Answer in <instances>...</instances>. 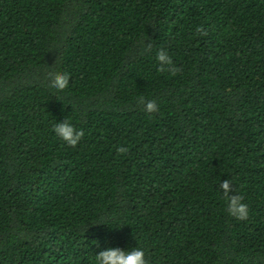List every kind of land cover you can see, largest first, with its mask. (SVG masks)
<instances>
[{
	"label": "trees",
	"instance_id": "trees-1",
	"mask_svg": "<svg viewBox=\"0 0 264 264\" xmlns=\"http://www.w3.org/2000/svg\"><path fill=\"white\" fill-rule=\"evenodd\" d=\"M105 247L264 264V0H0V264Z\"/></svg>",
	"mask_w": 264,
	"mask_h": 264
},
{
	"label": "clouds",
	"instance_id": "clouds-1",
	"mask_svg": "<svg viewBox=\"0 0 264 264\" xmlns=\"http://www.w3.org/2000/svg\"><path fill=\"white\" fill-rule=\"evenodd\" d=\"M196 32L200 35L206 34L202 27H198ZM156 59L162 66H169V70L173 75L178 71V69L171 67L172 61L166 51L160 50L157 53ZM164 70L165 68L161 67L160 71ZM69 78L68 73L52 75L50 76V87L56 91H63L69 86ZM145 111L148 113L158 111L155 101H149L145 105ZM52 131L57 138L70 147L76 146L84 136L83 130L75 128L70 122L64 120L63 122H57ZM117 151L118 153H125L127 149L120 147ZM220 188L227 197L228 213L238 220H246L248 217V205L242 202L243 198L239 195L228 196L231 190L230 181L226 179L221 182ZM93 264H147V261L145 259V251L142 248L136 247L130 250H123L119 247H105L95 255Z\"/></svg>",
	"mask_w": 264,
	"mask_h": 264
}]
</instances>
